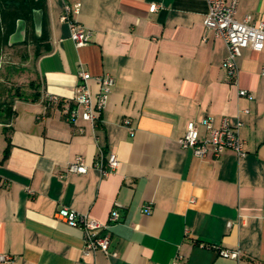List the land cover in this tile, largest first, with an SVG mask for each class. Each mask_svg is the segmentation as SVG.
I'll return each mask as SVG.
<instances>
[{
	"label": "crops",
	"instance_id": "1",
	"mask_svg": "<svg viewBox=\"0 0 264 264\" xmlns=\"http://www.w3.org/2000/svg\"><path fill=\"white\" fill-rule=\"evenodd\" d=\"M75 2L73 18L91 33L82 46L59 19ZM9 9L20 17L6 46L36 43L38 97L13 98L0 120V255L10 256L0 264H264V47L243 48L229 77L224 41L203 26L205 0H18ZM245 16L264 20V0H239L235 18ZM81 70L94 92V76L114 78L94 123L61 111ZM206 116L239 124L243 156L200 158L179 146L187 122ZM110 153L119 164L102 175L94 164ZM76 156L87 171L59 176ZM62 206L105 224L107 253L83 254V230L57 217Z\"/></svg>",
	"mask_w": 264,
	"mask_h": 264
},
{
	"label": "built area",
	"instance_id": "2",
	"mask_svg": "<svg viewBox=\"0 0 264 264\" xmlns=\"http://www.w3.org/2000/svg\"><path fill=\"white\" fill-rule=\"evenodd\" d=\"M207 11L204 15L203 26L210 30L214 37L221 38L227 49L223 60V68L229 77H233L238 68L237 59L241 55L242 49L250 47L255 51H260L264 47V20L250 22L249 16L242 20L235 18L239 0H205ZM79 2L73 4L64 3L63 11L59 19L66 22L69 28L70 38L75 46H82L90 41L91 33L84 28L73 14L79 11ZM158 5L151 3L149 11L153 12ZM264 72V69H262ZM80 81L74 88L73 105H64L61 111L65 119L70 123H75L77 119L90 121L92 123L99 119L102 110L105 108L110 90L114 84V78L110 74H101L94 76L97 84V90L94 92L89 86L91 75L85 70L79 72ZM240 95H247V91L240 89ZM48 100L58 103L60 100L56 95H48ZM128 124V120L123 121ZM81 130V129H80ZM130 133L133 132L129 127ZM178 144L181 148H191L193 154L204 158L207 155L218 157L225 150L233 151L237 156H243L244 141L239 133V124H232L228 116H221L217 122L211 116L203 117L198 122L189 120L186 124L184 133L178 138ZM119 161L114 153H110L106 158L100 156L95 162L102 175H107L115 170ZM88 164L82 156H76L69 162L63 172L85 173ZM150 206L143 207L144 212L150 211ZM57 217L65 223L73 226H79L83 230V254L87 255L98 250L107 253L109 248V237L100 233L105 227L97 219L87 213H79L66 206L60 207L56 212ZM118 218L116 209H112L109 214V220L114 221ZM219 254L224 257L238 259L240 251L222 249ZM9 255L1 254L0 261H7ZM173 264H176L174 262Z\"/></svg>",
	"mask_w": 264,
	"mask_h": 264
},
{
	"label": "rangeland",
	"instance_id": "3",
	"mask_svg": "<svg viewBox=\"0 0 264 264\" xmlns=\"http://www.w3.org/2000/svg\"><path fill=\"white\" fill-rule=\"evenodd\" d=\"M36 43L27 38L24 43L5 46L0 54V101L18 97H31L36 82L32 75ZM17 92V93H18Z\"/></svg>",
	"mask_w": 264,
	"mask_h": 264
},
{
	"label": "trees",
	"instance_id": "4",
	"mask_svg": "<svg viewBox=\"0 0 264 264\" xmlns=\"http://www.w3.org/2000/svg\"><path fill=\"white\" fill-rule=\"evenodd\" d=\"M18 0H0V54L3 50V48L7 45V41H8V37L10 35V30H11V23L10 21L12 20V18H14V23L16 21L17 18H19L20 16H16V12H12L11 9H9V6L12 5H17ZM7 8L9 10H7ZM24 43V42H22ZM31 86L35 88L34 92L32 93L31 97H19V92H15V95L18 96L19 98H23V99H36L38 97V85L36 82H31ZM12 99L8 101L5 100H1L0 101V120H6V118H9L12 114ZM6 154V152H5Z\"/></svg>",
	"mask_w": 264,
	"mask_h": 264
},
{
	"label": "water",
	"instance_id": "5",
	"mask_svg": "<svg viewBox=\"0 0 264 264\" xmlns=\"http://www.w3.org/2000/svg\"><path fill=\"white\" fill-rule=\"evenodd\" d=\"M34 12H35V15L37 16V22H36V27L35 28L37 30H40V22H39V18H38L39 15H40V11L39 10H35Z\"/></svg>",
	"mask_w": 264,
	"mask_h": 264
}]
</instances>
